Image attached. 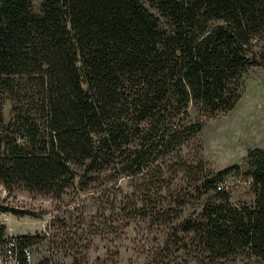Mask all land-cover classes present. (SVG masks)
Instances as JSON below:
<instances>
[{
	"label": "trees",
	"instance_id": "obj_1",
	"mask_svg": "<svg viewBox=\"0 0 264 264\" xmlns=\"http://www.w3.org/2000/svg\"><path fill=\"white\" fill-rule=\"evenodd\" d=\"M252 67H264V0H41L38 13L32 0H0V183L59 198L78 171L130 176L143 194L161 176L150 164L202 131L189 105L232 112ZM245 161L254 201L240 207L218 190L238 165L181 166L176 223L145 264H264V149ZM36 240L19 238L21 254Z\"/></svg>",
	"mask_w": 264,
	"mask_h": 264
},
{
	"label": "rangeland",
	"instance_id": "obj_2",
	"mask_svg": "<svg viewBox=\"0 0 264 264\" xmlns=\"http://www.w3.org/2000/svg\"><path fill=\"white\" fill-rule=\"evenodd\" d=\"M32 3L38 13L41 0ZM9 110L10 102H6V121ZM187 111L191 123L203 124L202 131L150 164L159 168L161 176L145 186L143 194H134L139 181L130 176L114 180L101 173L88 182L78 171L59 198L21 186L9 193L0 183V249L10 235L14 239L26 236L40 239L31 246L33 264H145L163 247L176 223L171 219L178 209L176 191L185 188L183 164L197 166L202 161L216 171L238 165L240 172L230 174L220 185L232 205L252 204L251 180L243 173L248 151L264 149V67L248 70L242 98L232 112L209 118L192 105ZM211 195L191 196L181 209L182 217L200 213ZM132 200L136 212L131 209ZM216 264L258 263L236 254Z\"/></svg>",
	"mask_w": 264,
	"mask_h": 264
},
{
	"label": "built area",
	"instance_id": "obj_3",
	"mask_svg": "<svg viewBox=\"0 0 264 264\" xmlns=\"http://www.w3.org/2000/svg\"><path fill=\"white\" fill-rule=\"evenodd\" d=\"M221 189L222 185L218 187V190ZM18 241L19 239H14L11 235L5 239L0 249V264H23L21 258L24 259V264H33L31 248H24L21 254Z\"/></svg>",
	"mask_w": 264,
	"mask_h": 264
}]
</instances>
